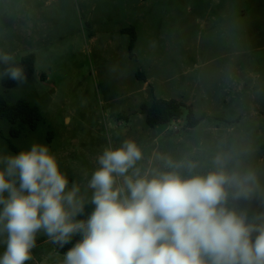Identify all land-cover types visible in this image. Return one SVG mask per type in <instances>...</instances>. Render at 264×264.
I'll list each match as a JSON object with an SVG mask.
<instances>
[{
    "label": "rangeland",
    "instance_id": "374dc122",
    "mask_svg": "<svg viewBox=\"0 0 264 264\" xmlns=\"http://www.w3.org/2000/svg\"><path fill=\"white\" fill-rule=\"evenodd\" d=\"M131 26L133 58L122 33ZM4 54L35 55L20 85L5 89L0 75V94L27 100L42 119L17 138L1 120L0 153L47 144L88 199L98 156L131 141L141 172L193 164L198 175L253 174L249 197L229 202L264 213V0H0ZM154 98L182 103V118L148 127L140 107ZM190 110L205 115L194 128ZM32 257L26 264H61L63 254L38 234Z\"/></svg>",
    "mask_w": 264,
    "mask_h": 264
},
{
    "label": "clouds",
    "instance_id": "9594fccd",
    "mask_svg": "<svg viewBox=\"0 0 264 264\" xmlns=\"http://www.w3.org/2000/svg\"><path fill=\"white\" fill-rule=\"evenodd\" d=\"M11 61L0 55V75L23 82ZM141 159L135 142L104 149L85 199L47 144L0 153V264L32 260L38 234L60 249L79 237L61 264H264V213L249 217L229 206L249 197L253 174L185 178L175 170L141 172Z\"/></svg>",
    "mask_w": 264,
    "mask_h": 264
},
{
    "label": "trees",
    "instance_id": "16d2710c",
    "mask_svg": "<svg viewBox=\"0 0 264 264\" xmlns=\"http://www.w3.org/2000/svg\"><path fill=\"white\" fill-rule=\"evenodd\" d=\"M122 33L129 37V54L130 57H134V49L137 41V33L135 27L131 26L122 30ZM36 57L34 54H28L20 59L12 60L11 63L15 66L21 67L24 71V81L28 80L35 69ZM4 65L2 67L3 71ZM21 82V83H23ZM21 83H17L1 75V84L5 89L14 88ZM183 104L174 99H161L154 98L150 103H143L140 107V112L144 116L145 123L150 128H155L160 125L169 124L173 121H179L183 116ZM42 115L39 109L32 105L27 100L21 99L15 103H9L3 95L0 94V121L6 120L11 124L9 133L13 138L19 137L23 130H35L38 123L41 121ZM205 119V115L196 116L191 110L187 116V125L190 128H194L199 125L201 121ZM12 149H14L12 147ZM181 176L187 178L191 175H197V170L193 164L187 166L182 172ZM230 207H234L229 202ZM93 210L92 205H86V214ZM71 244L66 245L64 249H60L55 245V250L59 254H63L67 251L76 239Z\"/></svg>",
    "mask_w": 264,
    "mask_h": 264
}]
</instances>
